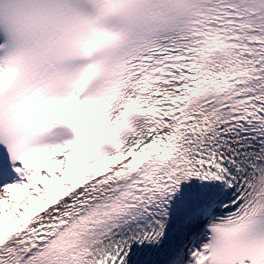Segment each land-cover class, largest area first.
<instances>
[{"label":"snow or ice","instance_id":"obj_1","mask_svg":"<svg viewBox=\"0 0 264 264\" xmlns=\"http://www.w3.org/2000/svg\"><path fill=\"white\" fill-rule=\"evenodd\" d=\"M0 264H264V0H0Z\"/></svg>","mask_w":264,"mask_h":264}]
</instances>
